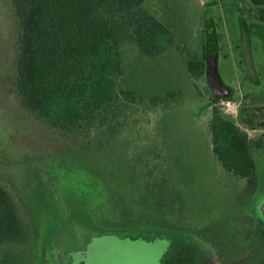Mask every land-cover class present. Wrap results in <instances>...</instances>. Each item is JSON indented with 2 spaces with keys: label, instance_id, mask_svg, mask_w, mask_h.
<instances>
[{
  "label": "rangeland",
  "instance_id": "rangeland-1",
  "mask_svg": "<svg viewBox=\"0 0 264 264\" xmlns=\"http://www.w3.org/2000/svg\"><path fill=\"white\" fill-rule=\"evenodd\" d=\"M138 12L172 41L144 55L124 14L116 45L119 89L85 133L67 134L26 112L16 90L20 27L0 0V185L29 230L0 246V264H258L264 256V149L253 150L259 190L212 152L213 108L251 139L264 136V25L248 0H146ZM206 57L193 80L188 58ZM229 93L211 89L207 69ZM205 59V58H204ZM170 96V97H169ZM253 117V116H252Z\"/></svg>",
  "mask_w": 264,
  "mask_h": 264
},
{
  "label": "trees",
  "instance_id": "trees-1",
  "mask_svg": "<svg viewBox=\"0 0 264 264\" xmlns=\"http://www.w3.org/2000/svg\"><path fill=\"white\" fill-rule=\"evenodd\" d=\"M145 1L11 0L21 31L16 76L21 107L53 128L72 134L88 132L104 108L121 96L134 103L133 93L117 89V79L122 76L116 49L121 23L101 18L98 13L124 14L140 51L154 57L163 51L160 40L170 43L172 33L150 14L138 12ZM248 1L264 25V0ZM206 66V57L187 60L193 80L205 75ZM258 114L263 118L260 126H264V104L250 115V121L254 122ZM209 131L212 152L222 168L245 181L248 194L257 193L259 177L252 152L264 149V136L251 139L218 108L212 110ZM28 238L29 230L15 201L0 185V246L22 244ZM258 264H264V256Z\"/></svg>",
  "mask_w": 264,
  "mask_h": 264
},
{
  "label": "water",
  "instance_id": "water-1",
  "mask_svg": "<svg viewBox=\"0 0 264 264\" xmlns=\"http://www.w3.org/2000/svg\"><path fill=\"white\" fill-rule=\"evenodd\" d=\"M207 77L209 85L211 86V89L215 94L225 96L229 93V91L225 87H223L217 75L216 57H212L210 61L209 67L207 69Z\"/></svg>",
  "mask_w": 264,
  "mask_h": 264
}]
</instances>
